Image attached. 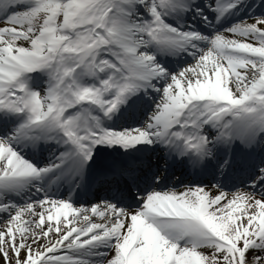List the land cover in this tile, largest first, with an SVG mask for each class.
<instances>
[{"label": "snow or ice", "instance_id": "snow-or-ice-1", "mask_svg": "<svg viewBox=\"0 0 264 264\" xmlns=\"http://www.w3.org/2000/svg\"><path fill=\"white\" fill-rule=\"evenodd\" d=\"M0 264H264V0H0Z\"/></svg>", "mask_w": 264, "mask_h": 264}, {"label": "rangeland", "instance_id": "rangeland-1", "mask_svg": "<svg viewBox=\"0 0 264 264\" xmlns=\"http://www.w3.org/2000/svg\"><path fill=\"white\" fill-rule=\"evenodd\" d=\"M216 190L215 189H212V194H218L217 192H215Z\"/></svg>", "mask_w": 264, "mask_h": 264}, {"label": "bare ground", "instance_id": "bare-ground-1", "mask_svg": "<svg viewBox=\"0 0 264 264\" xmlns=\"http://www.w3.org/2000/svg\"><path fill=\"white\" fill-rule=\"evenodd\" d=\"M248 22H252L251 20H249ZM95 219V218H94Z\"/></svg>", "mask_w": 264, "mask_h": 264}]
</instances>
